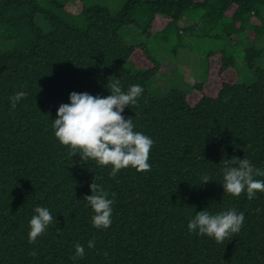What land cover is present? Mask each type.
<instances>
[{
	"label": "trees",
	"instance_id": "16d2710c",
	"mask_svg": "<svg viewBox=\"0 0 264 264\" xmlns=\"http://www.w3.org/2000/svg\"><path fill=\"white\" fill-rule=\"evenodd\" d=\"M123 1L116 14L82 7L83 20L76 22L55 2L53 12L36 0H0L6 35L0 45V264H264V192L249 200L246 193H224L222 185L225 158L246 157L264 169V0ZM137 8L144 11L141 25L132 16ZM191 10H202L210 26L220 23L228 37L251 38L249 47L237 44L245 66L254 69L252 84L222 80L215 96L193 85L200 95L193 106L176 89L164 97L151 94L159 65L146 46L126 45L120 36L134 24L150 39L163 18L166 25L176 24ZM38 14L48 31L38 26ZM20 22L28 35L19 47ZM219 55L221 75L234 59ZM257 60L263 67L255 69ZM109 77L120 79L125 92L133 84L144 88L137 105L122 115L154 140L148 172L130 166L110 177L111 166L85 163L55 137L52 120L62 103H70L69 94L106 97ZM18 91L27 96L13 110L9 97ZM205 174L211 181L202 184ZM93 179L114 200L107 229L93 227L95 213L83 199L91 195ZM38 205L56 220L30 244L29 221ZM204 208L213 214L235 208L245 221L238 233L217 243L188 229ZM76 243L85 255L74 260Z\"/></svg>",
	"mask_w": 264,
	"mask_h": 264
},
{
	"label": "clouds",
	"instance_id": "9594fccd",
	"mask_svg": "<svg viewBox=\"0 0 264 264\" xmlns=\"http://www.w3.org/2000/svg\"><path fill=\"white\" fill-rule=\"evenodd\" d=\"M107 88L110 95L101 97L88 92L69 94L70 103H62L52 120L55 137L64 146H69L72 156H78L87 163L94 160L97 165L111 166L109 176L115 178L122 169L130 166L138 172L151 170L149 154L154 140L143 132L136 131L132 118H125L122 113L126 107L137 105L138 99L144 92L140 84L131 85L125 92L122 90L120 79L109 77ZM27 93L18 91L9 97L11 108L14 110L17 103L26 98ZM223 171V190L233 197L246 193L247 199L255 198L257 192H264V169L255 167L246 157L240 159L233 156L225 158ZM202 184L211 181L209 175L202 177ZM91 195L85 199L93 212V227L107 229L112 223L113 199L100 184L93 182L89 185ZM29 221L30 231L28 240L34 244L39 236L44 234L49 225L56 218L46 207L36 206ZM245 221L243 212L235 208L221 211L217 214L209 212L206 208L197 211L194 218L188 223L191 232L207 235L217 243L238 233ZM89 249L95 247V239L87 243ZM75 255L72 259H82L85 248L82 244H75ZM31 255L35 256L33 251Z\"/></svg>",
	"mask_w": 264,
	"mask_h": 264
},
{
	"label": "rangeland",
	"instance_id": "374dc122",
	"mask_svg": "<svg viewBox=\"0 0 264 264\" xmlns=\"http://www.w3.org/2000/svg\"><path fill=\"white\" fill-rule=\"evenodd\" d=\"M53 2L61 5L66 17L76 22L83 20L80 15L82 7H106L111 14H116L124 4L123 0H36L40 9L55 12L58 9ZM203 13L202 10H191L182 20L172 25H166L163 18L156 26L155 34L149 39L145 38L138 28V25L145 22L144 11L142 8L133 10L132 16L138 25L132 24L122 28L120 36L126 45L146 46L159 65L160 72L148 86L151 94L164 97L170 90L176 89L188 94L187 101L193 106L200 97L192 91L193 85L202 84L207 95L215 96L222 80L229 83L237 81L246 86L253 83L254 69L250 71L245 66L241 49V46L246 48L252 45L251 38L243 40L234 35L228 37L223 33L220 23L210 26L202 18ZM35 20L43 31L49 30L42 14L36 15ZM23 24L18 23L16 28L20 33V39H15L20 42L19 47L26 42L24 38L28 35V29ZM79 26L84 27V21ZM3 36L6 37L5 31L0 28V45H5L2 42ZM237 43H241V46ZM220 52L233 56L234 67L218 75ZM211 53L213 56L207 64L208 55ZM261 66L262 63L259 64L257 60L255 69Z\"/></svg>",
	"mask_w": 264,
	"mask_h": 264
}]
</instances>
